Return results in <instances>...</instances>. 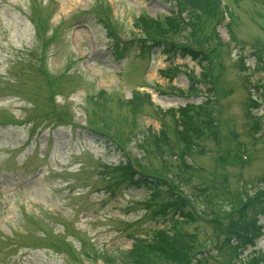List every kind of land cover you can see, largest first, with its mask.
Here are the masks:
<instances>
[{"label": "rangeland", "instance_id": "obj_1", "mask_svg": "<svg viewBox=\"0 0 264 264\" xmlns=\"http://www.w3.org/2000/svg\"><path fill=\"white\" fill-rule=\"evenodd\" d=\"M221 2L225 18L217 32L228 43H222V54L210 57L218 141L211 130L196 140L200 148L185 156L194 171L180 186L195 195L187 209L198 217L182 227L195 231V246L206 254L203 264H222L231 256L217 247L223 234L215 220L264 190V129L253 136L248 129L257 118L264 124V101L246 116L243 85L249 82L254 89L257 83L262 89L264 81V0ZM30 7L39 15L51 13L47 33L55 35L43 52ZM174 8L173 0H0V264H128L125 250L133 237L148 238L162 225L161 215L150 216L154 204L145 205L149 191L143 184L123 181L108 194L106 182L118 176L104 174V164L129 157L144 169L163 170L162 157L176 163L174 154L184 144L175 132L174 109L187 102L199 117L211 110L209 103H200L203 82L188 90L184 70L200 72L198 61L166 56L160 47L140 50L135 42L139 14L163 21ZM210 19L197 21L203 37L215 30ZM241 61L250 70L241 72ZM218 86L231 91L218 92ZM52 88L58 89L53 102L67 109L68 121L50 109ZM260 88L254 95L260 96ZM135 91L145 94L138 97ZM238 143L240 153H224L225 146ZM237 153L242 159L220 166L219 156L224 161ZM212 172L217 181L206 201L197 194ZM259 217L261 237L244 255L261 251L264 264V214Z\"/></svg>", "mask_w": 264, "mask_h": 264}, {"label": "trees", "instance_id": "obj_2", "mask_svg": "<svg viewBox=\"0 0 264 264\" xmlns=\"http://www.w3.org/2000/svg\"><path fill=\"white\" fill-rule=\"evenodd\" d=\"M180 1L183 2L184 6L188 5L190 9H201L207 16L218 14L220 5L219 0ZM137 17L138 19H136L137 23L135 26L141 28L144 33V37L139 38L138 43L141 50L148 49V47H161V50L168 55H174L177 52V54L180 55L189 54L191 58L194 59L198 57L204 58L200 53L190 48V43L187 44V41L183 37V32L188 35L189 41L194 43V39L191 36L192 30L187 29V24L182 22L179 16L173 13L164 15L163 21H159L157 18L150 17L147 14H139ZM257 56V58L260 59L261 55ZM262 58H264V54ZM208 65L209 64L201 65V75L204 80H207V72L210 71ZM242 68H245L243 63L239 65V69ZM195 83V80L190 79V87L194 86ZM254 87L256 91H258L260 85L256 83ZM261 87L259 98L264 101V81ZM205 88L210 90L211 85ZM217 91L221 92L223 90L217 89ZM213 97H210L208 94L200 101L202 104L209 103L211 106L212 113L211 110L207 108L205 117H199L198 111L191 109L189 103L179 106L171 113L175 120V132L184 143L178 154H174L175 157H178L176 163L168 162L162 157L163 170L158 171L148 167L145 169L144 173H137V170L127 163V161H120L115 165L104 164V166H107L104 174H106V172L110 174L116 172L118 176V179L116 178L112 182H106L107 188L110 190H106L108 194L112 193L114 188H117V185L123 181L128 184L133 183V185L137 186L143 184L149 191L148 200L144 201V203L146 202L145 205L150 208L151 204H154V207L150 209V216H155L157 214L162 216L159 218L163 222L162 225L154 227L151 236L148 238L139 236L133 237L131 246L125 250L128 264H167L169 262H174L176 264H203L206 262V254L201 248L197 249L198 245L195 246V231L188 232L182 227L183 224L194 222L198 215L195 214L193 210L187 209V205H190L191 202L190 199H195V195L193 197L191 195V198L187 197L186 194L182 193L180 186L190 181L191 173L194 171L192 162H188L185 156L189 154L193 147L200 148L201 145H199L196 140H198L204 132L211 130V133H214L213 120L215 119L216 122L215 117L219 115V112L218 109L216 110L215 108L214 101H216V99ZM244 103L247 107L246 116H250V110L260 105L258 99L250 95H247ZM171 110H173V108H171ZM161 124L163 125L162 122ZM102 129L97 128L96 130L102 132ZM249 129L259 132V130L264 129V124L257 118L249 125ZM160 133V137H163L165 134L162 129ZM212 137L215 138V141H218L216 135L213 134ZM140 141L146 145V140L141 139ZM240 145L241 144L238 143L234 148L230 145L225 146V148L228 152L233 149L237 152ZM142 149L145 151L146 148L142 147ZM219 164L220 166L226 165L220 156ZM211 174L212 177H208L207 182L202 181L201 187L204 188L205 185L213 187L216 178L213 176L215 174L214 172ZM262 191H257L253 195L246 196L244 199L239 200V206L234 207L232 210H229L228 213L220 217L222 222L220 219L215 220V223L219 225V233L223 234L217 247L220 251L227 250L230 252L231 256L226 257V259L239 258L240 261H237L236 264H261L262 255L257 257L256 251H253L245 258L243 252L247 246L255 244V240L261 235L262 226L259 224V215L264 214V192ZM180 192L182 195H180ZM197 196L203 197L207 201L211 198V192L209 191L208 194L205 192L202 194L199 193ZM192 248L196 249L193 254ZM86 253L88 252H85V254ZM191 258H194L193 263L190 260ZM105 260L113 261L112 258L107 257V255L105 256Z\"/></svg>", "mask_w": 264, "mask_h": 264}]
</instances>
